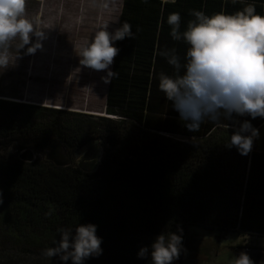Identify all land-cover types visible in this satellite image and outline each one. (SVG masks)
Here are the masks:
<instances>
[{"label":"trees","instance_id":"obj_1","mask_svg":"<svg viewBox=\"0 0 264 264\" xmlns=\"http://www.w3.org/2000/svg\"><path fill=\"white\" fill-rule=\"evenodd\" d=\"M249 3L264 15V0H122L118 27L129 23L135 38L115 42L103 116L0 98V195L19 199L21 224L30 219L38 237L58 240V229L94 223L105 247L115 243L109 228L115 237L153 228L184 235L200 224L263 237L264 119L251 121L260 137L241 155L225 146L231 128L205 122L190 132L158 88L160 73L175 72L158 50L183 59L187 47L170 36V13H180L183 31L193 10L232 13ZM94 139L104 154L93 173L13 152L43 143L74 154Z\"/></svg>","mask_w":264,"mask_h":264},{"label":"clouds","instance_id":"obj_2","mask_svg":"<svg viewBox=\"0 0 264 264\" xmlns=\"http://www.w3.org/2000/svg\"><path fill=\"white\" fill-rule=\"evenodd\" d=\"M26 2L0 0V73L15 63L21 50L34 54L46 38V33L37 31L34 20L27 15ZM192 16L194 19L183 31L179 12L170 13L167 18L172 39L183 41L187 47L183 59L175 48L158 50V55L175 70L174 75L159 74L158 88L190 132H198L205 122L231 128L225 146L248 155L261 132L251 121L264 119V15L249 3L232 13L222 10L209 15L193 10ZM126 37L135 38L127 22L113 31L107 25L100 27L75 49L79 64L96 71L106 70L102 78L109 83L117 75L110 68L120 51L115 42ZM14 47L19 52L15 57L11 54ZM222 120L228 123L223 124ZM58 233L53 246L43 250L47 258L58 257L62 264H85L103 252L102 237L97 235L94 223H78L58 229ZM186 251L183 229L178 228L171 232L162 230L139 249L137 257L146 264H174ZM231 264L254 262L241 252Z\"/></svg>","mask_w":264,"mask_h":264},{"label":"rangeland","instance_id":"obj_3","mask_svg":"<svg viewBox=\"0 0 264 264\" xmlns=\"http://www.w3.org/2000/svg\"><path fill=\"white\" fill-rule=\"evenodd\" d=\"M121 6L122 0H27L26 13L34 20L36 30L46 33V38L34 54L21 50L15 63L0 73V98L14 97L22 103L103 116L108 83L102 77L106 70L80 65L75 49L102 26L107 25L109 31L116 29ZM11 54L15 57L19 52L14 47ZM95 140L98 139L87 142L74 154L59 146L54 147L52 154L49 145L43 143L24 145L20 148L24 150L13 152L22 160L31 156L60 165L72 163L84 172L93 173L100 167L104 154L100 141L96 144ZM18 204V198L3 199L0 204V264H62L58 257L51 259L42 254L53 246L54 239L38 237L30 219L22 225ZM6 214L11 221L4 226L1 223ZM108 231L115 240L108 245L110 248L104 246L108 235L105 232L99 235L102 254L108 251V255L89 258L85 264H146L137 253L162 229L132 230L127 236L117 237L116 233L112 235V228ZM183 244L187 251L174 264H231L232 258L241 252H246L254 264H264V236L225 232L199 224L187 228Z\"/></svg>","mask_w":264,"mask_h":264},{"label":"water","instance_id":"obj_4","mask_svg":"<svg viewBox=\"0 0 264 264\" xmlns=\"http://www.w3.org/2000/svg\"><path fill=\"white\" fill-rule=\"evenodd\" d=\"M95 143L97 144V143H99V140H95ZM29 154V153H28ZM33 160V158H31V156H29L28 157V159H26V160H24V161H32Z\"/></svg>","mask_w":264,"mask_h":264}]
</instances>
